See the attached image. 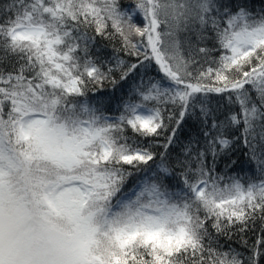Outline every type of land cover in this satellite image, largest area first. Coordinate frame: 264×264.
<instances>
[{
	"label": "snow or ice",
	"instance_id": "6c2138e0",
	"mask_svg": "<svg viewBox=\"0 0 264 264\" xmlns=\"http://www.w3.org/2000/svg\"><path fill=\"white\" fill-rule=\"evenodd\" d=\"M106 81L126 90L89 96ZM241 146L257 179L218 170ZM257 220L250 255L220 250ZM262 259L264 6L0 0V264Z\"/></svg>",
	"mask_w": 264,
	"mask_h": 264
},
{
	"label": "trees",
	"instance_id": "16d2710c",
	"mask_svg": "<svg viewBox=\"0 0 264 264\" xmlns=\"http://www.w3.org/2000/svg\"><path fill=\"white\" fill-rule=\"evenodd\" d=\"M123 4L131 3L132 0H121ZM250 4L254 5L257 10H259L264 3L262 0H249ZM121 40L118 36L112 38H105L101 36H96L95 43L91 45L92 52L102 57L106 60H111L115 56L126 61H134V56H129L126 52L121 50ZM218 55V54H217ZM126 85L123 88H117L113 91L112 85L109 82H105L103 87L97 90L96 88L89 86V96H119L124 90H126ZM111 114L115 115L113 111ZM196 130L192 125V122L184 125V130L181 134V141L186 142L189 136H195ZM162 142V140H161ZM161 151L162 149H157ZM232 160L235 161V164L231 165V170L224 167L223 162H219V171L221 174L228 172L229 175L239 176L242 182H246L249 179H257L258 174L255 172V165L249 162L247 156L244 154V149L241 146L232 156ZM211 231V229H210ZM260 234V222L256 221V225L253 228H249L247 231L241 232L238 228H232L228 231L227 235H217L213 233V238L216 241V244L219 246L220 250L227 251L232 249L236 252L241 253L245 258L250 255V250L255 244L257 237ZM260 264H264V259L260 261Z\"/></svg>",
	"mask_w": 264,
	"mask_h": 264
}]
</instances>
